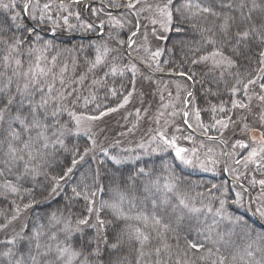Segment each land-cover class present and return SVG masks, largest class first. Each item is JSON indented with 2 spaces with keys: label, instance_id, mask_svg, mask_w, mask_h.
Masks as SVG:
<instances>
[{
  "label": "snow or ice",
  "instance_id": "obj_1",
  "mask_svg": "<svg viewBox=\"0 0 264 264\" xmlns=\"http://www.w3.org/2000/svg\"><path fill=\"white\" fill-rule=\"evenodd\" d=\"M80 2L81 0H72L74 4ZM2 6L8 8L7 4ZM115 6L134 11L137 17L141 12L153 13L147 19L152 25L159 24L165 32L171 30L174 19L177 25L191 24L192 28L200 34V43L195 49L197 55L191 60V63L204 65L207 70L206 75L217 73L218 76L214 79L218 81L223 80L225 76L232 77L231 80L224 81L226 90L231 96L241 94L247 98V102L240 99L221 101L218 109L217 106L212 105L213 112L218 110L220 113H225V116L221 119L213 117L214 123L211 127L219 126L223 130L228 129L230 124L235 125L237 121L232 120V117L227 113L235 109L251 113L253 111V96L259 101L256 123L264 127V0H260V2L251 0L250 6L248 0H239L238 4H234L232 0H228V2H224V0H161V3L155 5L148 4L146 0H127L124 4L115 0ZM50 7V4L44 5L45 9ZM59 7L67 10L69 5L61 2ZM28 8L29 4L25 3L22 11L27 12ZM245 9H247L246 12ZM234 12L238 14H233ZM39 19H44L43 14ZM12 20L17 21L18 14L12 16ZM65 23H67V18H65ZM15 27L17 30L22 29L25 34H30L29 29L19 23ZM88 27L90 28L91 25ZM138 28L139 25L137 30ZM175 30L180 32L181 28L177 26ZM30 31L35 33L36 29L32 28ZM8 32H12L11 26L7 28L0 26V45L3 46L0 50L2 53L0 54V68L3 69L0 71V165H2L0 166V176H4L5 172L13 173L15 170L18 181L26 180L28 177L35 179L40 175L47 177L48 173L44 169L49 166V158L52 154L50 150H55L57 146L67 150L64 138L73 133L72 125H74L75 134H79L81 131H85L87 134L85 122L95 121L106 114V112H100L99 116L78 114L75 110L77 104L82 100L83 106L87 107L95 100V95L90 92L89 96H83L72 85L79 83L83 86L88 78L87 73L93 72L105 63L107 49L101 52L100 48H97V55L94 61L90 62L87 72L79 77V81L73 80L71 84H68L64 75L67 72L66 65L61 68L59 74L53 72L55 58L52 60V67H45L42 66L44 57L38 55L35 57V62L30 60L27 70H23L24 64L20 58L23 51L26 50L31 57L35 52H43L47 48H51V42H48L43 49H36L31 47L32 40L26 39L25 35L17 37L15 33L7 35ZM152 32L155 35V27ZM136 35L137 32L134 31L132 36ZM35 39L39 41L38 34ZM144 39L147 41V35ZM119 43L125 42L120 41ZM134 43L135 40L130 38L128 44ZM160 54V51L157 50L151 53V57L155 59ZM253 59L258 67L254 71H250L248 66ZM128 70L133 76L138 72L134 64L129 66ZM157 70L163 71L159 65H157ZM117 74L123 76L124 70L109 65V71L104 74L105 79H93L92 85L102 86L109 75L116 76ZM179 75L186 77L187 81H193L195 77V73L190 70L182 71ZM57 82L60 85L59 88L56 86ZM250 88L253 90V95H249ZM255 88H258L259 91H255ZM207 92L211 94L212 88L209 87ZM110 94L113 97L117 96V89L111 88ZM216 94L218 95V93ZM131 95L132 92H129L123 96L119 107L126 105ZM187 96L191 98L193 93L188 91ZM37 97L39 98L37 99ZM187 103L189 101L186 100L185 104ZM226 103H230V108L225 107ZM114 111H117V108L107 109V112ZM200 111L199 108H193L195 121L197 126L207 134L208 127L202 123ZM64 113H67L70 118L68 122L62 121ZM179 114L184 118L188 128H192V124L187 120L189 111L182 109ZM172 115L176 116L177 113L174 111ZM137 116H139V110H137ZM247 119V115L242 114L239 121L243 124L242 131L245 133L253 131L249 123L246 122ZM158 136L164 145L175 149L176 157L183 163L193 164L191 159L183 155L189 150L178 147L175 136L168 139L164 132H159ZM89 139H92L91 136ZM155 139L156 137H153V140ZM186 139H191V136ZM209 139L216 138L209 137ZM250 139L252 144L258 145V147L251 148L248 156L245 157L246 164L248 162L256 163L257 157L264 160V131L260 132L259 140L255 136H251ZM236 145L245 149L249 147L242 141H237ZM95 147L96 141L92 139V148L85 149L84 155H87L89 151H94ZM140 147L143 148L144 145L141 144ZM191 151L194 154L196 150L192 149ZM210 151L211 149H209ZM105 154L107 153L105 152ZM82 159L83 156H80V160ZM112 159L116 163L121 162L116 157H112ZM239 162L238 160L237 163ZM77 163L79 161L73 158L71 166L67 167L62 175L50 177L53 193L60 187V182L73 172ZM201 167L203 168L205 165L201 164ZM143 171V169L140 170L141 173ZM114 182L115 178H113ZM259 183L264 186V180ZM156 184L158 185L159 182L157 181ZM3 187L12 193L18 194L21 191V187L11 180H6ZM163 187L166 192L174 193L176 202L172 203L167 196L159 202L153 199L151 200V212L139 211L132 214V209L136 207L132 192L131 190L122 191L119 186L113 188L109 199L102 200L97 207V193L105 190L100 183V173L97 170L92 185L85 184L80 191H77L76 187L72 188V198L81 199L86 203V212L76 219L75 227H73L71 219L57 216L56 213L51 215L47 224H34L31 229L27 224H24L21 226L20 232L7 240L6 243L15 246L18 241H26V254L20 255L18 259L12 261L16 253L9 248L3 255L8 257L12 264H101L98 259L101 255L100 243L108 244V240L105 233L106 221L101 218L100 213L104 209H109L115 220L123 222V227L117 228L115 231L113 242L109 245L112 255L105 264H170L173 254L172 245L168 243L169 235L173 234L178 241L180 237L175 234L178 233L185 217L198 218L203 210L195 207L193 198L180 192L176 184L165 182ZM156 190L159 191V187ZM24 191L30 193L31 190L24 189ZM144 191L148 192L149 188L145 186ZM126 203L129 206L128 210L125 209ZM224 203L223 200L220 201L221 208L213 213L211 224H207L204 229H197V238L189 240L184 237L185 247L182 250L177 244L175 264H192L189 254L196 255L205 248L204 242L199 239L201 233L204 234L205 240H211L210 234L216 231V226L220 222L216 217L239 223L238 218L233 220L230 216L222 215ZM23 207L27 209L31 207V204H25ZM21 211V207L17 205L15 214L11 218L5 217L4 221L0 222V231L9 229L13 222L19 219ZM207 212L211 213L212 209L207 207ZM260 214L264 216V212ZM93 216L95 222L90 223ZM206 220L207 217H205ZM107 223L110 224L111 221ZM82 226H90L96 230V236L93 238L94 247L91 246V241L86 242L89 245L87 247L85 244L79 246L74 244L73 236L83 231ZM217 235L220 234L217 233ZM220 238L223 237L220 236ZM258 239L264 240V235L258 236ZM216 251L219 252V249ZM125 252L128 255H124ZM207 253L212 255V249L208 248ZM248 255L252 256L253 253L249 252ZM128 256H132V260H129ZM163 256H167V261L162 258ZM81 257H83L82 260ZM150 257H154V259L149 261L147 258ZM205 258L203 255L200 256V259ZM227 259V256H219L218 264H225ZM232 260L235 261L236 257L233 256ZM213 264H217V261H213ZM256 264H264V262L257 261Z\"/></svg>",
  "mask_w": 264,
  "mask_h": 264
},
{
  "label": "trees",
  "instance_id": "obj_2",
  "mask_svg": "<svg viewBox=\"0 0 264 264\" xmlns=\"http://www.w3.org/2000/svg\"><path fill=\"white\" fill-rule=\"evenodd\" d=\"M52 1L58 5H60L61 2L69 5L72 9L82 13L83 18L88 23L81 25V23L78 22L76 29L69 32L70 30L68 27L58 28L54 21L50 19L31 20L29 17L26 19L25 12L22 10L20 11L18 20L13 21V11L8 12L0 9V26L5 28L9 26L12 27V32H8L7 35H12L13 33H15L17 37L25 35L26 39L32 40V48L43 49L48 42H51V48H47V50L43 52H35L31 57H29L26 50L23 51V55L20 57L24 64L23 70H27L30 60L34 63L35 57L38 55L44 57L42 66L45 67H52V60L55 58L53 72L59 74L61 68L66 65L67 72L64 75L68 84H71L73 80L79 81V77L85 74L90 67V62L94 61L97 51L90 41L103 40L102 35L100 37L94 36L97 33L92 31L93 26H95L94 22L100 20L92 15V8L102 7L105 11L114 13L124 11L130 14L132 19L129 20L126 27H123L117 32L118 36L112 41L111 52L107 54L105 63L93 72L87 73L88 78L85 80L83 86L79 83L72 85V87L76 88L83 96H89L90 92L95 95V100L89 103L87 107L83 106L82 100L77 104L75 110L78 114L99 116L100 112H106L105 115L100 116V118H102V125L100 123L99 126L103 129L94 136L96 141L94 151H89L87 155H84L85 149L92 148V139H89L91 135L84 136L75 134L74 125H72L73 133L64 138L67 150L59 146H57L55 150H50L52 154L49 158V166L44 169V171L48 173L47 177L40 175L35 179L28 177L26 180L18 181L15 170L13 173L5 172L4 176H0V222H3L5 217L11 218V216L15 214L17 205H19L22 210L19 219L14 221L9 229L0 231V264H12V261L18 259L20 255L26 254V241H18L15 246L6 243L7 240H10L16 233L20 232L21 226L24 224H27L29 229H31L34 224H47L51 215L56 213L57 216L71 219L73 227H75L76 219L83 216L86 212V203L81 199L72 198V188L76 187L77 191H80L85 184L92 185L97 170H99L100 173V183L105 189L104 192L97 193V207H99L102 200L109 199L113 188L119 186L122 191L131 190L132 192V197H134V203L136 205V207L132 209V214L139 211L151 212V200L153 199L159 202V200L167 196L172 203L176 202L174 193L166 192L163 187L165 182H171L177 185L180 192L186 193L193 198L195 207L203 210L198 218L194 216L185 217L178 233L175 234L180 237L178 241L174 238L173 234L169 235L168 243L172 245L173 254L170 264H175V260L177 259L175 256L178 250L177 244L180 250L185 247L184 237H187L189 240L197 238V229H204L207 224L212 223L213 213L221 208V200L225 202L222 215L230 216L233 220L238 218L239 223L222 220L220 217H216L220 222L216 226V231L210 234L211 240H205L204 234L201 233L199 239L204 242L205 248L196 255L189 254L192 264H213V261H217L218 264V257L221 255L228 257L225 264H256L257 261L264 262V240L258 239V236L264 235V220L260 219L256 214L254 204V197L263 190L248 186V179L251 170L254 168L253 165L249 167V173H246L245 177L240 178V180L234 178L230 180L227 178L229 176L225 171L228 163L227 155L225 162H223L224 158H222V165L220 170H218V174L191 172L179 165L178 159L174 153L136 158L133 162L128 163H116V161L112 159L113 156L122 154L119 152L120 150L125 152L127 147L131 146L138 138L142 137L144 130H147L148 133H156L160 129L155 128L148 130L143 128L142 130V128L136 127L134 131H127L130 124L129 121L133 118L135 120H142V116H131L127 122L124 124L122 123L125 112L119 105L122 103L123 96L132 92L135 85L136 91L135 94L133 93L132 103L127 106V109L132 106H139L143 112L146 107L158 111L162 109L163 104L166 103L167 93L163 90V92L153 90L152 84H148L145 81L143 77L145 76L144 72L149 75L154 74L161 77L182 78L184 80H186V77L180 76V72H188L190 70L192 73H195L193 81L186 80L190 86V91L193 93V96L188 98L190 101H193L195 108L201 110L200 118L204 124L207 122L212 123L214 121L213 117L216 119L218 118L216 112L211 110L212 105L217 106L218 109L221 101L228 102L231 99L244 100L241 95L234 97L226 90L224 81L231 80L232 77L225 76L223 80L218 81L214 79L218 76L217 73L206 75L205 73L207 70L204 65L191 63V60L197 55L195 49L200 43L199 32L194 30L189 23L177 25L174 19L171 30L168 31L167 34H164L165 37L162 40L157 42L162 49L156 62L153 63L156 66V70H153L142 62L140 58L130 53L127 48L129 36L135 31L138 23L141 25L143 23L140 15L137 17L134 11H130L125 7H116L115 0H81L79 4L72 3V0ZM119 2L124 4L127 0H119ZM154 2L155 4L161 3V0H154ZM224 2H228V0H224ZM232 2L238 4L239 0H232ZM258 2H260V0H258ZM248 3L250 6L251 0H248ZM137 7L139 8L140 6L138 5ZM246 11L247 9H245V12ZM233 14L238 13L234 12ZM17 23L28 28L30 34L23 33L22 29L17 30L15 27ZM88 25H91V27L89 28ZM177 26L181 28L180 32L175 30ZM32 28L36 29L35 33H31L30 30ZM104 29L106 31L108 26H106V28L104 27ZM96 30H98V28ZM37 34L40 38L39 41L35 39ZM78 36H83V38ZM120 41H124L125 43L121 44L119 43ZM2 47L3 46L0 45V50H2ZM129 62L138 66L139 75L136 74L133 76L128 70ZM109 65H114L124 70V75H109L102 86H93V79H105L104 74L109 71ZM157 65H159L163 71H158ZM248 67L250 71H254L258 67L255 59L252 60ZM2 70L3 69L0 68V71ZM209 81H211V83H209ZM56 86L57 88L60 87L58 82ZM65 86L67 87V85ZM150 86L152 88H150ZM209 87L212 88L211 94L207 92ZM111 88L117 89V96L113 97L110 94ZM255 89L257 92L259 91L258 88ZM216 93H218V95ZM38 98L39 97H37V99ZM97 105L100 107L97 108ZM157 106L159 109H157ZM185 106L186 104L183 101L182 108H180L177 114H179L182 109H186ZM225 107L230 108V103H226ZM109 108H117V111L107 112ZM224 116L225 113H223L222 118H224ZM160 118H162V116H160ZM69 119L67 113H64L62 121L68 122ZM173 121L184 128L180 130L181 138H183L184 145L191 147V149L199 145L197 144L199 140L206 141L209 137H215L216 139L213 140L219 141V144L223 148H225L226 145L227 149L230 150L229 147L234 140L242 139L251 142L250 137L253 136L254 132L253 129V131L248 133L240 131L239 133L235 132L232 134L229 129L227 132L230 134L229 139L232 140L229 142L220 139L218 133L213 132L212 127L209 128L210 130L207 132L206 136H203V134L198 133L194 129V131H192L188 128L187 124L184 122V118L180 114L178 117L174 116ZM231 126L239 128L240 125L237 122L235 125ZM98 128L99 127L96 129L98 130ZM186 133H190L194 136V143H190V141L186 139ZM91 138L93 137L91 136ZM221 141L224 142L222 143ZM105 152L107 154H105ZM123 154H126V152ZM80 156H83L82 160H80ZM247 156L248 151L246 149L242 152L240 157L245 160ZM73 158L77 159L79 163H77L73 172L60 182V187L53 193L51 190L53 185L50 177L62 175L64 170L71 166ZM141 169L144 170L143 173L140 172ZM113 178H115L114 183ZM6 180H11L14 184L20 186L21 191L18 194L8 191L3 187ZM157 181L159 182L158 185L156 184ZM145 186L149 188L148 192L144 191ZM157 187H159V191L156 190ZM24 189H30L31 191L30 193L25 192ZM237 193H239V196H237ZM29 203L31 207L24 209L23 206ZM201 205L205 207H201ZM206 205L211 207V213L207 212ZM128 207L126 203L125 209L128 210ZM100 215L101 218L106 221L105 233L107 235L108 244L100 243L101 255L98 259L101 264H105L112 255V250L109 245L113 242V237L117 228L123 227V222L115 220L109 209H104L101 211ZM205 217H207L206 221ZM257 219H259L262 224H259L256 221ZM108 221H111V223H107ZM94 222L93 216L90 223ZM82 228L83 231L81 233H76L73 236L74 244L77 246L85 244L87 247L89 245L86 244V242L91 241V246L94 247L95 241L93 238L96 236V230L90 226H82ZM217 233L220 235L218 236ZM228 233H231V235H228ZM220 236L223 238L221 239ZM249 245H251V247H249ZM9 248L16 253L12 261L3 255ZM208 248L212 249V255H208ZM217 249H219V252L216 251ZM249 252H252L253 255L249 256ZM124 255H128V253L125 252ZM201 255L206 258L200 259ZM233 256L236 257L235 261L232 260ZM162 258L165 261L168 259L167 256H163ZM82 259L83 257H81V260ZM128 259L132 260V256H128ZM147 259L151 261L154 257Z\"/></svg>",
  "mask_w": 264,
  "mask_h": 264
},
{
  "label": "rangeland",
  "instance_id": "obj_3",
  "mask_svg": "<svg viewBox=\"0 0 264 264\" xmlns=\"http://www.w3.org/2000/svg\"><path fill=\"white\" fill-rule=\"evenodd\" d=\"M148 4L155 5L154 0H146ZM27 3L29 4V8L27 12H25L26 15H28L31 20H40V16L43 14L44 19H50L51 21L53 20L54 23L59 27H68L70 30L69 32H72V30L76 29V25L78 22L81 23V25H85L88 23L85 21L83 18V14L78 12L75 9H72L70 6L68 7L67 10L60 8L58 4L54 3L52 0H0V9L6 10L8 12L13 11V16L18 14V17L20 15V11L23 8V5ZM7 4L8 8H4L2 5ZM45 4H50L51 7L48 9L44 8ZM19 6V7H18ZM92 15L95 16L96 18L100 19L98 22H101L104 27L108 26V29L103 33V40H91L90 43L92 46L95 47L96 51L97 48H100L101 52H104L105 49H107V54L111 52V46H112V41L117 38L118 34L117 32L120 31L123 27H126L127 23H129V20L132 19L131 15L128 14L127 12H119V13H114L110 11H105L102 7H94L92 8ZM77 13L79 14L77 16ZM153 15V13L149 12H141L140 17L143 20L142 25L138 23L139 29L137 30L138 25L135 28V31L137 32L136 36H129L127 40V48L130 53H133L135 56L140 58L142 62H144L146 65H148L150 68L153 70H156V66L153 64L156 62V59H153L151 57V53L156 52L159 50L161 52L162 47L157 44L159 40H162L165 37L164 34H167V32L163 31V29L160 27L159 24L157 25H152L147 17ZM35 17V19H33ZM65 18H67V23H65ZM119 21V23H117ZM156 28V33L155 35L152 32L153 28ZM97 28L93 26L94 33H99ZM147 35V41H145L144 37ZM100 37V36H99ZM135 40L134 44L129 45L128 41L129 39ZM147 48V51H146ZM107 56V55H106ZM133 65L132 62L128 63V67ZM137 69L138 66L134 64ZM154 73V72H153ZM139 75V71L137 72ZM143 76L145 78V81L148 84H152L151 86L153 87V90H158L160 92H165L167 93L166 97V103L163 104L162 109L160 110H153L148 107L144 109V112L142 111L141 107L139 106H132L131 108L127 109V106L130 105L132 102L131 100L133 99L132 96L135 94V86L132 91V95L129 98V102L124 105V116L122 123L124 124L125 122L128 121V119L131 116H137V110H139V116H142V120H135L133 119L129 121V128L127 131H134L136 127L139 128H145L148 130L155 129V128H160L156 133H148L147 130H144L142 137L138 138L137 141H135L131 146L127 147L125 149L126 154H123V150H120L119 152L122 154H118L116 157L118 160H120V163H128V162H133L134 159L136 158H144V157H150V156H155V155H164L167 153H175V149L169 146H166L163 144V142L160 140L158 133L159 132H164V134L167 136L168 139H172L173 136L176 137V145L181 148L188 149L189 151L186 153H183L187 158L191 159L193 161L192 165H188L183 163L178 157V163L180 166L183 168H186L187 170L195 173H219L218 170H220V167L222 165V158H224V155L227 154V159L228 163L226 165V173L230 178H234L237 180H240V178L245 177L246 173H249L248 169L251 165L254 166V168L251 170L250 177H249V184L251 188H260L263 191L258 193L254 197V204H255V210L256 214L260 217V219L264 220V216H262L260 213L264 212V186H262L259 182L261 180H264V160H261L259 157L256 158V163H251L248 162L247 164L245 163V160L240 157L242 152L247 149L248 153L251 151V148L258 145H253L252 142L250 141H245V140H234L232 144L230 145V150H227V153L225 152V148H223L217 140H209L207 139L206 141L204 140H199L197 144V147L192 148L195 149V153L191 151V147L184 145L183 138H181L180 130H183V127H180V125L176 122L173 121V115L172 113L175 111L178 113L180 108H182V102L184 101H189V103L186 104V109L189 111V117L187 120L189 121L188 123L192 124V129L197 131L200 134L207 135L205 134L204 130L197 126L194 113H193V108H195L193 101H190L187 92L190 91V86L186 82V80L182 78H174V77H161L158 75L151 74L149 75L148 73L144 72ZM150 86V88H152ZM179 86V87H178ZM163 90V91H162ZM256 91V89H255ZM134 93V94H133ZM237 94L234 97H237ZM249 95H253V90L250 88ZM244 99L245 102H247V98L241 95ZM150 105V104H149ZM259 105V101L255 99L253 96L252 100V106H253V111L251 113H245V110L241 109H235L232 110L231 112H228V115L232 117V120L237 121L238 124L240 125L239 128H236L234 126H231L230 124L228 129H220L219 126L216 128H213L214 133H218V137L220 139H223L224 141H232L230 138L229 129L231 130L230 133L234 134L235 132L239 133L242 131L243 124L239 123L240 117L242 114H246L248 119L247 123H249L250 127L254 129L253 136L257 138V140L260 139V132L264 131V127H261L259 124L256 123L257 119V112L258 108L257 106ZM126 107V108H125ZM157 109L159 107L157 106ZM157 111V112H156ZM143 113V114H141ZM158 113V114H157ZM116 115V114H115ZM165 115V116H164ZM217 119H221L223 117V113H220L218 110L216 112ZM138 116V117H139ZM162 116V118H160ZM179 114H177L175 117H178ZM100 120H95L91 122H85V128L87 129V134H85V131H81L77 135H84L88 136L91 135L94 139V136L98 134L100 130L103 128L100 125L101 119ZM203 123V122H202ZM214 123L207 122L203 123L205 126L208 127V131L210 130L209 128L211 125ZM102 125V123H101ZM143 126V127H142ZM97 127L98 130L96 129ZM179 129V130H178ZM207 131V132H208ZM245 133V132H243ZM248 133V132H247ZM191 136V139H188L190 143H194L195 139L194 136L190 133H186V137ZM153 137H156L155 140H153ZM95 140V139H94ZM204 141V142H203ZM237 141H242L244 144H248V148H241L236 145ZM143 144L144 147H140V145ZM209 149L211 151L209 152ZM240 161L237 163V161ZM224 162V160H223ZM201 164L205 165V167H201ZM207 169V170H206ZM201 207H205L204 205H201ZM206 207H210L207 206ZM211 208V207H210ZM259 210V211H258Z\"/></svg>",
  "mask_w": 264,
  "mask_h": 264
},
{
  "label": "water",
  "instance_id": "obj_4",
  "mask_svg": "<svg viewBox=\"0 0 264 264\" xmlns=\"http://www.w3.org/2000/svg\"><path fill=\"white\" fill-rule=\"evenodd\" d=\"M25 18L27 19V15L25 14ZM96 26H97V28H99L100 29V33L97 35V36H100V35H102L103 34V32H104V27H103V25L101 24V23H96L95 24ZM139 29V28H138ZM78 37H81V38H83V36H78ZM227 151V148H226V146H225V152ZM224 162H225V157H224ZM228 178V177H227ZM229 179V178H228ZM259 224H262L258 219L256 220Z\"/></svg>",
  "mask_w": 264,
  "mask_h": 264
},
{
  "label": "flooded vegetation",
  "instance_id": "obj_5",
  "mask_svg": "<svg viewBox=\"0 0 264 264\" xmlns=\"http://www.w3.org/2000/svg\"><path fill=\"white\" fill-rule=\"evenodd\" d=\"M204 136V135H203Z\"/></svg>",
  "mask_w": 264,
  "mask_h": 264
}]
</instances>
